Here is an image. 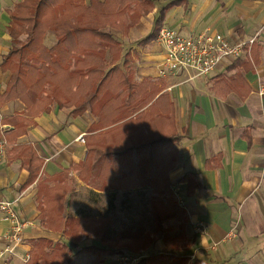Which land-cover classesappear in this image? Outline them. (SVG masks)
Instances as JSON below:
<instances>
[{
    "label": "crops",
    "instance_id": "0c3cea01",
    "mask_svg": "<svg viewBox=\"0 0 264 264\" xmlns=\"http://www.w3.org/2000/svg\"><path fill=\"white\" fill-rule=\"evenodd\" d=\"M19 1L0 0V63L11 46L7 33L8 10ZM162 1L166 4L160 5ZM170 3L172 7L163 27L183 35L217 31L230 44L255 38L250 54L229 61L206 77L188 80L193 76L191 72L160 77L159 69L165 59L163 45L157 38L144 47H139L138 42L151 32L159 12ZM140 25L143 30L136 33ZM119 36L124 48L137 56L138 78L149 77L162 84L163 92L175 103V121L180 134L176 148L181 156L169 177L176 200L175 192H179L182 205L177 202L186 211L187 230L194 240L191 246L188 245L190 238L187 243L184 241L183 249L189 248L190 260L202 259L206 264H264V238L259 245L251 243L264 234V0H161L127 35ZM9 77V72L0 69V94L4 93ZM72 110L53 106L50 112L36 117L35 124L18 138L17 144L32 146L43 161L34 181H30V173L21 167L20 160L8 156L6 161H0V202H11L23 220L39 226L26 229L23 236L26 249H32V241L41 237L54 241L62 238L61 233H49L42 226L39 182L48 187L66 182L64 187L70 189L66 196L67 216H98V212L87 215L86 204L96 206L103 199L107 203L113 193L103 191L94 178L83 180L79 171L70 168L86 160L85 144L76 139L87 134L92 123L97 122L89 112L74 117ZM25 114V106L19 101L12 100L2 106L0 137L2 133L13 134L18 116ZM130 192L148 194L143 187ZM118 195L113 199L115 205L123 199L126 208V202L130 204L133 200V196ZM82 197L86 199L81 201ZM240 210L243 234L239 231L241 225L234 226ZM110 214H117V210ZM122 214L127 219V212ZM199 223L205 224L204 233L196 232ZM9 227L0 211V252L5 246L2 238ZM93 241L85 238L80 246L87 247ZM153 250L156 252L152 253ZM168 252L164 242L142 251L145 256ZM18 253L23 256L24 249ZM114 255H102L101 264H117ZM87 256V253L79 255L78 262L90 264L94 259L89 260ZM15 263L20 264L17 260Z\"/></svg>",
    "mask_w": 264,
    "mask_h": 264
},
{
    "label": "trees",
    "instance_id": "16d2710c",
    "mask_svg": "<svg viewBox=\"0 0 264 264\" xmlns=\"http://www.w3.org/2000/svg\"><path fill=\"white\" fill-rule=\"evenodd\" d=\"M158 1L21 0L8 10L11 46L2 56L0 69L10 77L0 94V108L16 100L25 106L27 115L18 116L14 133L6 137V158L20 160L34 181L43 161L32 146L17 144L18 138L53 106L73 109L74 117L89 112L97 122L85 136L87 158L70 168L79 171L83 180L99 181L103 191H113L98 216L76 218L65 215L70 191L64 187L66 182L55 187L39 182L42 226L61 233L62 238L32 241L31 257L24 264H77L75 249L91 254L90 264H101L104 254L151 248L155 238L146 228L134 227L132 222L123 223V230L114 227V216L123 213L125 206L123 199L118 205L113 199L118 193L132 196L137 192L130 191L142 187L151 194L148 200L156 231L165 226L167 233L189 227L169 177L181 156L176 148L180 134L175 103L163 92L162 84L149 77L138 78L137 56L124 48L119 36L127 35L152 13ZM171 7L170 3L159 12L139 47L158 37ZM48 31L55 36L51 46L45 43ZM114 210L117 214H110ZM85 238L94 241L79 248ZM162 239L170 252L144 256L139 264H206L202 259L190 260L189 248L183 249L184 241H189L184 234L162 233Z\"/></svg>",
    "mask_w": 264,
    "mask_h": 264
},
{
    "label": "built area",
    "instance_id": "2783aa9c",
    "mask_svg": "<svg viewBox=\"0 0 264 264\" xmlns=\"http://www.w3.org/2000/svg\"><path fill=\"white\" fill-rule=\"evenodd\" d=\"M157 40L163 45L165 59L159 69L160 77L177 76L180 72H191L193 74L188 80L206 77L218 69L226 61H234L249 55L255 38L247 42H236L230 44L219 32L205 30L197 35H183L168 27H162L158 33ZM264 89V88H263ZM84 144V135L76 139ZM6 140H0V157L6 154ZM176 198L181 204L179 192H175ZM0 211L4 219L9 222L10 227L2 240L5 246L0 252V264H24L29 261L31 249H26L23 236L27 228L37 229L39 226L28 220H23L13 209L12 203L0 202ZM197 233H204L206 226L199 223L195 228ZM19 249H24V255L20 256ZM140 256L120 255L119 264H139Z\"/></svg>",
    "mask_w": 264,
    "mask_h": 264
},
{
    "label": "rangeland",
    "instance_id": "374dc122",
    "mask_svg": "<svg viewBox=\"0 0 264 264\" xmlns=\"http://www.w3.org/2000/svg\"><path fill=\"white\" fill-rule=\"evenodd\" d=\"M164 4H166V1L160 2V5H164ZM142 30H143V25H140L136 29V33H141ZM138 35H140V34H138ZM54 42H55V36H54V34L52 32H50V31H48L47 36L45 38V43L48 46H51ZM227 63H228V61L224 62L223 65H226ZM261 94H263V93H261ZM83 135H84V139H85L86 134H83ZM6 137L7 136L5 135V133H2V136L0 137V140H2V139L7 140ZM6 146H7V143H6ZM6 153H7V147H6ZM5 155L2 156V157H0V161H3V162L6 161V156ZM150 195H151L150 192H148V194H146V195H138V194L132 195L133 196L132 202L130 204L128 202H126L127 203V209L125 208V210H124V212L125 211L127 212V221L126 222L125 221L123 222V220L126 219L125 218L126 216L124 214H122V212H120V213H118V215H115L114 216L115 217L114 227L117 230H123L124 229L123 223L125 224V226H127V225H131V222H132V224H133L134 227L141 226V227L146 228V230H148V232L151 233L152 236H154L155 243L160 242V244H162V242H163L162 233H163V235H170L172 237H179L182 234H185V237L187 239L188 238L191 239V243H188V245H193L194 244V240H192V235L189 232V230H186V231L175 230V231H173L171 233H167V231H165L166 230V226H165L164 229H162L161 232L156 231L157 229L155 228V225L153 223V218H152V213H151V206H150V203H149V200H148L149 197H150ZM120 196L123 197V195H120ZM85 199L86 198H83L82 197L81 201H84ZM146 200H148V201H146ZM100 201L101 202H98L99 204L96 205V206H93V204L92 205L86 204V205H88L86 207L87 215H93V214H95L97 212L98 213L101 212L102 209H105L107 203H105L104 199L103 200H100ZM84 203H86V202H84ZM129 212H130V214H129ZM238 213H239V215L238 216H235V220H236L237 223L235 222L234 223V226L241 225L239 227L240 229L238 228L239 231H240V234H241L242 233L241 227L243 226V220L241 219L242 211L240 210V211H238ZM69 217H75V216L69 215ZM91 217H94V216H91ZM120 223L122 224L121 225L122 227L120 226ZM171 224H174V223L172 222ZM49 233H50V231H49ZM261 238H264V234L251 241V243L253 244V246L259 245L261 243ZM91 240H94V239H91ZM81 243H80V245H81ZM155 243H154V245H155ZM235 243H240V241H237ZM154 245H153V247H154ZM79 248H82V247L80 246ZM142 251H146V250H142ZM142 251L141 252H137V253H133V252H130V253H128V252H122L120 255H132V256H135L136 255V256H140L141 258H143L145 255H144V253H142ZM154 252H156V250H153L152 253H154ZM169 252H170V250H169ZM74 253H75L76 263L79 260L78 259L79 258V255L80 256L81 255H86V253L80 252V251H78V249H75L74 250ZM109 254L110 255H114V253H109ZM87 255H88L87 258L89 260H93L94 259V257L91 254H87ZM120 255L119 254H116V256L114 255L115 258H117V262H118V257ZM81 263L84 264V263H86V261H83ZM78 264H80V263L78 262ZM117 264H119V263H117Z\"/></svg>",
    "mask_w": 264,
    "mask_h": 264
}]
</instances>
